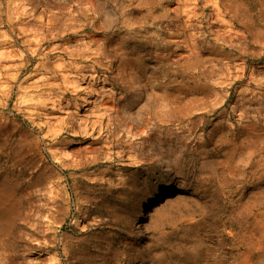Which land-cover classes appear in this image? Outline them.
I'll list each match as a JSON object with an SVG mask.
<instances>
[{"label":"rangeland","instance_id":"1","mask_svg":"<svg viewBox=\"0 0 264 264\" xmlns=\"http://www.w3.org/2000/svg\"><path fill=\"white\" fill-rule=\"evenodd\" d=\"M240 2V31L246 37L235 42L230 60L216 64L214 76L193 81L181 75L160 76L158 62L146 56L143 71H123L124 52L143 51L142 45L124 39L131 0H0V173L21 167L19 183L26 197L0 222V264H103L108 242L117 251L136 245L140 255L149 247L141 264L234 261L239 252L233 247L237 227L225 224V219L247 207L249 195L258 191L244 183L247 173L240 175L249 159L233 164L232 175L220 188L221 177L200 181L195 151L218 120L231 127L247 120L239 117L242 112L250 110L251 115L254 108H262L263 121L264 0ZM198 6H205L203 20L213 12L209 3L200 1ZM224 10L225 20H237H231V9ZM136 14L131 12L130 17ZM249 18L252 35L247 32ZM118 40L122 45L113 46ZM201 81L217 96L211 95L217 99H210V107L203 109L207 123L203 130L199 123L189 125L164 112L163 104L155 101L145 113L148 121L137 120L149 126L162 124V137L177 133L192 151L184 153V166L175 170L163 160L133 167L142 138L123 126L112 105L134 87L154 94L188 92L198 91L195 87ZM247 97L253 100L247 102ZM261 157L264 150L252 161ZM248 171L247 167L244 172ZM176 192L184 199L182 222L164 224L159 239L146 229L150 216L136 219L130 232L126 229L134 206L146 209L155 199ZM212 203L222 209L215 221L204 219L205 227L195 221L197 208ZM94 205L100 207L93 209ZM117 212L123 216L114 224ZM100 232L105 243L98 249ZM112 260L110 264H116Z\"/></svg>","mask_w":264,"mask_h":264},{"label":"bare ground","instance_id":"2","mask_svg":"<svg viewBox=\"0 0 264 264\" xmlns=\"http://www.w3.org/2000/svg\"><path fill=\"white\" fill-rule=\"evenodd\" d=\"M200 1L209 3L213 9H211L213 12L205 15V20L202 19L205 6H198ZM131 2H133L132 6L125 13L129 17L124 21L127 34L124 39H132L138 46L142 45L143 51H125V55L121 57L123 71L134 74L143 71L140 66L146 56L158 62L159 73L162 77L170 78L181 75L186 80L192 79L195 81L196 77L200 79L201 75L214 76L216 64L225 59L230 60L232 56L231 49L235 46V42L246 37L245 31H240L243 21L240 0H131ZM224 9H231L233 12L231 20H237L231 22L225 20L226 12ZM131 12L137 14L130 17ZM249 19L247 32L248 35H252L253 20ZM117 42L119 43H115L113 46L117 47L116 44L123 43L121 40ZM159 73L157 72V74ZM201 82L200 85L195 87L198 88V91H179L175 93H146L140 88L134 87L132 91H129L130 93L127 95L129 97L124 95L123 99H125L123 101H117L112 105L110 109L116 113V118L122 121L123 126L142 138L141 145H139L140 151H138L137 157L132 162L133 167L149 162L159 163L163 160L170 165H174L175 170H179L184 166V163H182L183 155L189 149L177 133L172 132L169 136L162 137L159 130V126H162V124L155 122L149 126L148 122L143 124L138 123L137 120L148 121L145 113L149 111L151 103L155 101L163 104L164 112L176 115L181 122L188 120L189 125L199 123L198 129L203 130L207 125L202 120L203 109L210 107V99H217V96L212 95L215 94L212 92V87L203 84V81ZM191 89L193 90V88ZM211 95L216 97L213 98ZM252 100L253 97H250L247 102ZM197 109L202 111L195 113ZM261 109L254 108L251 115L249 114L250 110L242 112L239 117L241 116V120L245 118L247 120H239L238 124L231 127L224 125L226 124L224 123L225 120H218L219 122L217 121L212 125L209 132L206 133L205 138L200 140L198 149L195 151L196 160L199 163L197 172L201 177L200 181H207L213 175L217 178L221 177V180L218 181L220 188L223 187L225 178L232 175L233 164H236L238 160L241 161L244 157L249 159L248 163L242 166L240 175L247 173L249 180H245L244 183L248 182L252 188L256 187L258 191L249 195V199L246 201L247 207L238 208L235 214L229 215L225 219V224L237 227V231L234 233L236 241L233 247L239 250L233 255L234 261L228 264H264V186H262L264 184V157H261L257 162L252 161V158L264 150L262 146L264 141V114L262 115L263 121H261ZM191 119L193 120L191 121ZM223 129H226V131L222 132ZM119 131L115 135L116 137L120 134ZM189 152H192L191 149ZM18 165L16 164V166ZM13 166L15 167V164ZM247 167L249 171L244 172ZM21 169V167L18 170L12 168L10 171L4 170L0 173V186L3 188L0 190V222L4 220L6 214L19 209L24 204L23 201L26 197L20 187L21 182L19 183ZM39 177V174H37L36 179ZM223 180L224 182L221 184ZM176 182L179 184L180 189L184 188L181 180L178 179ZM8 185L10 188H8ZM226 185L229 186V183H226ZM174 195L165 194L162 200L160 198L155 199L146 209L134 206L131 215L127 218L126 229L130 232L136 225V219L150 216L146 229L156 235L155 239H159L164 224L175 223L177 225L184 220L182 218L184 216L183 208L180 206L183 204L184 199L179 197L178 192ZM206 204L197 208L198 213L196 215L199 218L197 217L198 219H195V221L199 224H203L205 218L215 221L214 218L219 216L218 211L222 209V206H215L214 208L213 203L212 205ZM99 207L94 205L93 209ZM172 208L175 209L172 214L164 215L166 211ZM122 216L123 214L120 212L114 213V224H118ZM161 218L164 219L161 220ZM205 227H207L206 224ZM205 227L203 228L205 229ZM97 238L99 243L97 248L99 249V246L105 243V237L100 232ZM148 249L149 247L142 249L140 255L136 245L129 244L124 245L121 251H117L113 248L112 243L108 242L101 259L103 264H110V259H113L116 264H134L136 261H138L137 264H141ZM74 258L80 259L79 256H74Z\"/></svg>","mask_w":264,"mask_h":264}]
</instances>
